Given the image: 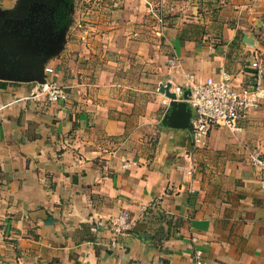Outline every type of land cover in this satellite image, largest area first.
Here are the masks:
<instances>
[{"label":"crops","instance_id":"1","mask_svg":"<svg viewBox=\"0 0 264 264\" xmlns=\"http://www.w3.org/2000/svg\"><path fill=\"white\" fill-rule=\"evenodd\" d=\"M87 1L48 61L66 101L0 79V264H264V190L248 159L264 154V99L238 131L212 126L187 174L189 129L163 121L157 91L220 68L249 85L264 0ZM124 210L133 224L113 245L106 223Z\"/></svg>","mask_w":264,"mask_h":264},{"label":"built area","instance_id":"2","mask_svg":"<svg viewBox=\"0 0 264 264\" xmlns=\"http://www.w3.org/2000/svg\"><path fill=\"white\" fill-rule=\"evenodd\" d=\"M152 14L161 24L164 23L160 15V8L150 7ZM171 64L175 63V58H169ZM252 82L245 87H235L231 82V75L225 69L220 68L217 76H206L203 80H198L191 72H185L181 84H173L170 80L162 81L166 84L170 82L169 90L176 94L177 100L183 99L184 89L189 90L187 102L191 107L190 136L192 139V149L189 150L184 158L188 161L185 169L187 174L194 170L192 164V152L206 146L209 130L214 125H222L232 131H238L239 122L245 120L248 114L257 109L264 99V63L260 56L250 62ZM44 82H35L32 87V94H43L50 102L66 101L68 95L62 85L56 80V69L49 62L44 66ZM160 83V84H161ZM159 86L157 87V91ZM162 93V92H161ZM164 95V93H162ZM165 96V95H164ZM170 98L165 96L163 105L169 104ZM248 159L257 168L260 174V186L264 190V154L259 147L255 146L249 151ZM178 167L184 169L183 165ZM133 220L127 210L108 218L106 223L110 233L111 244L115 245L117 239L126 230L130 229ZM7 235L5 227L0 224V242ZM194 264H204L200 255L193 256Z\"/></svg>","mask_w":264,"mask_h":264},{"label":"water","instance_id":"3","mask_svg":"<svg viewBox=\"0 0 264 264\" xmlns=\"http://www.w3.org/2000/svg\"><path fill=\"white\" fill-rule=\"evenodd\" d=\"M6 16L0 9V17L4 18L0 26V79L44 82L45 63L62 49L67 26L54 32L51 21L45 20L44 28L40 29L38 21L33 19L29 31L23 32L21 24L9 29L11 20ZM170 85V82L161 83L158 89L170 98L163 121L170 127L190 129L191 111L185 101L188 90L184 91L183 100H177L176 94L169 90Z\"/></svg>","mask_w":264,"mask_h":264},{"label":"flooded vegetation","instance_id":"4","mask_svg":"<svg viewBox=\"0 0 264 264\" xmlns=\"http://www.w3.org/2000/svg\"><path fill=\"white\" fill-rule=\"evenodd\" d=\"M66 0H17L14 6L8 11L7 16L10 18L9 29L20 26L23 32H28V26L32 20H37L40 29L44 28L45 20L51 21L52 29L58 32L65 24ZM70 11L68 19H70ZM4 22V18L0 17V26ZM23 24V26H22Z\"/></svg>","mask_w":264,"mask_h":264},{"label":"rangeland","instance_id":"5","mask_svg":"<svg viewBox=\"0 0 264 264\" xmlns=\"http://www.w3.org/2000/svg\"><path fill=\"white\" fill-rule=\"evenodd\" d=\"M85 1V0H84ZM94 0H88L87 2L89 3H93ZM103 1V0H101ZM82 2L83 0H72L71 4L68 6V11H70L71 16H73V18H71V20L69 21V23L66 25L67 29H66V35H68L69 32L73 31L75 28L79 27L76 23V19H75V11H76V7L80 8V6L82 7ZM101 3V2H100ZM94 4V3H93ZM92 4V5H93ZM117 4V1H116ZM100 5V4H99ZM102 5V4H101ZM98 7V6H97ZM156 8H160V6H153V9ZM162 8V7H161ZM151 9V8H150Z\"/></svg>","mask_w":264,"mask_h":264},{"label":"trees","instance_id":"6","mask_svg":"<svg viewBox=\"0 0 264 264\" xmlns=\"http://www.w3.org/2000/svg\"><path fill=\"white\" fill-rule=\"evenodd\" d=\"M71 2H72V0H66V4H67V6H66V8H65V10H66V13H65V24H68L69 23V19H68V15H69V11L67 10L68 9V6L71 4Z\"/></svg>","mask_w":264,"mask_h":264}]
</instances>
